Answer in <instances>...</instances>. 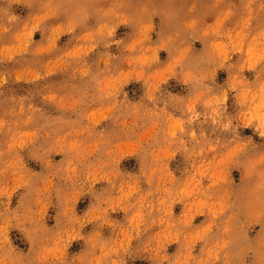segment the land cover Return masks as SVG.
I'll list each match as a JSON object with an SVG mask.
<instances>
[{"label": "rangeland", "instance_id": "1", "mask_svg": "<svg viewBox=\"0 0 264 264\" xmlns=\"http://www.w3.org/2000/svg\"><path fill=\"white\" fill-rule=\"evenodd\" d=\"M0 264H264V0H0Z\"/></svg>", "mask_w": 264, "mask_h": 264}]
</instances>
